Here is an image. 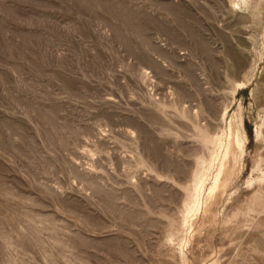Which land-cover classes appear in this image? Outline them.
<instances>
[{"label": "rangeland", "instance_id": "rangeland-1", "mask_svg": "<svg viewBox=\"0 0 264 264\" xmlns=\"http://www.w3.org/2000/svg\"><path fill=\"white\" fill-rule=\"evenodd\" d=\"M0 264H264V0H0Z\"/></svg>", "mask_w": 264, "mask_h": 264}]
</instances>
